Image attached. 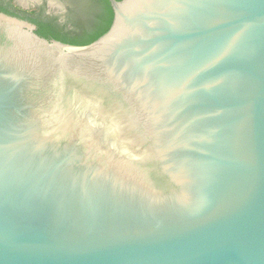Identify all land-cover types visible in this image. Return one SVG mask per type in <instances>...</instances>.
I'll use <instances>...</instances> for the list:
<instances>
[{"label": "water", "instance_id": "obj_1", "mask_svg": "<svg viewBox=\"0 0 264 264\" xmlns=\"http://www.w3.org/2000/svg\"><path fill=\"white\" fill-rule=\"evenodd\" d=\"M108 1L0 12V264H264V0Z\"/></svg>", "mask_w": 264, "mask_h": 264}, {"label": "flooded vegetation", "instance_id": "obj_2", "mask_svg": "<svg viewBox=\"0 0 264 264\" xmlns=\"http://www.w3.org/2000/svg\"><path fill=\"white\" fill-rule=\"evenodd\" d=\"M92 1L0 0V5L11 12L17 13L20 16L18 18L30 23L33 22L28 18H34L41 23L63 30V32H70L76 31V26L85 25V27H90L95 25L92 22L97 21L99 17V20H102V9H99L98 5ZM33 24L36 25L35 23Z\"/></svg>", "mask_w": 264, "mask_h": 264}, {"label": "trees", "instance_id": "obj_3", "mask_svg": "<svg viewBox=\"0 0 264 264\" xmlns=\"http://www.w3.org/2000/svg\"><path fill=\"white\" fill-rule=\"evenodd\" d=\"M92 2L97 4L99 9H102V20H99L100 17H97L99 21L97 20L98 22H92L95 23V25L90 27H85V25L76 26V31L63 32V30H59L58 28L49 24L41 23L34 18L28 19L37 25L38 28L36 33L45 39L57 40L73 46L89 45L109 31L114 19V12L108 0H93ZM0 12L11 16L20 17L17 13L9 11L2 5H0Z\"/></svg>", "mask_w": 264, "mask_h": 264}]
</instances>
